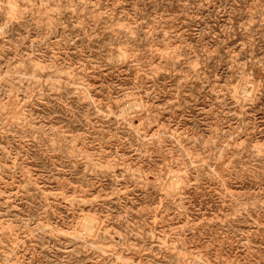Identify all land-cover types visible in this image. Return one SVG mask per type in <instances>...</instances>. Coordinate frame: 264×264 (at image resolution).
<instances>
[{
  "label": "rangeland",
  "instance_id": "rangeland-1",
  "mask_svg": "<svg viewBox=\"0 0 264 264\" xmlns=\"http://www.w3.org/2000/svg\"><path fill=\"white\" fill-rule=\"evenodd\" d=\"M0 264H264V0H0Z\"/></svg>",
  "mask_w": 264,
  "mask_h": 264
},
{
  "label": "bare ground",
  "instance_id": "bare-ground-1",
  "mask_svg": "<svg viewBox=\"0 0 264 264\" xmlns=\"http://www.w3.org/2000/svg\"><path fill=\"white\" fill-rule=\"evenodd\" d=\"M174 181V180H173ZM160 186V185H159ZM171 194V193H170ZM89 225V224H88ZM92 226V225H91Z\"/></svg>",
  "mask_w": 264,
  "mask_h": 264
}]
</instances>
